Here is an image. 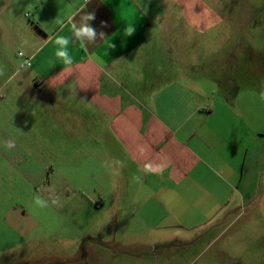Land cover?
<instances>
[{"label": "rangeland", "instance_id": "obj_1", "mask_svg": "<svg viewBox=\"0 0 264 264\" xmlns=\"http://www.w3.org/2000/svg\"><path fill=\"white\" fill-rule=\"evenodd\" d=\"M150 1L151 7L176 10L186 25L207 27L191 33L199 41L202 57L217 53L224 39L242 42V64L234 69L240 88L233 94L229 110L220 105L228 99L223 101L221 94L210 93L170 95V104L161 113L166 118L194 121L210 115L209 110L214 108L219 119L229 122L225 126L214 123L207 136H212L215 128L216 136L226 138L232 158L238 156L247 169L255 155L264 152V0ZM144 2L141 0L142 5ZM66 3L0 0V86L6 73L22 66L24 58L19 52L27 53L32 35L43 38L44 33L59 27L57 20L70 14ZM229 25L231 30H227ZM69 33L66 27L58 34L70 37ZM31 69L25 66L23 71L29 73ZM9 103L20 121H25V105L16 98ZM197 103L202 112L193 115ZM25 123L17 129L30 140L10 136L9 131L10 137L0 140V155H6L1 161L6 172V201L0 206V215L4 216L0 220V264H264V172L245 201L231 206L236 214L197 241L202 234L195 235L200 230H188L186 223L173 234L151 231L149 227L159 223L148 219L129 222L123 218L144 214L137 202L128 199L126 187L115 183L123 178V171L127 172L128 156L123 150H116L101 138L85 140L76 129L64 144L61 126L39 127L41 134L55 133L56 138L37 139ZM96 129L92 134L100 135ZM9 142L15 146L9 148ZM191 148L201 151L198 146ZM232 192L234 203L241 195L236 184ZM37 196L48 206L35 204ZM54 199L58 202L53 203ZM177 214L180 217L182 213ZM166 218L161 225H172V216ZM170 233L182 237L184 243H174ZM213 236L216 238L210 242ZM187 240L190 245L185 246Z\"/></svg>", "mask_w": 264, "mask_h": 264}, {"label": "crops", "instance_id": "obj_2", "mask_svg": "<svg viewBox=\"0 0 264 264\" xmlns=\"http://www.w3.org/2000/svg\"><path fill=\"white\" fill-rule=\"evenodd\" d=\"M66 2L71 13L83 0ZM142 4L141 0H91L81 14L94 13L95 19L90 24L98 34L105 35L103 39L98 35L96 42L86 48L73 39L69 45L71 66L59 61L56 46H51L59 27L44 33L43 38L32 35L27 53L21 57L22 66L3 76L0 140L10 136L30 140L24 131L17 129L27 122L37 139L56 138L55 133L41 134L39 127L47 125L63 127L64 144L71 139L73 129L79 130L85 140L101 138L113 144L128 156L127 172L123 171L126 176L115 183L125 186L128 199L137 202L144 212L140 218L126 215L123 218L129 222L148 219L159 223L149 227L157 232L173 233L186 223L188 230H200L195 235L202 234L198 241L236 214L231 206L245 201L247 192L264 172V152L256 154L247 169L238 156L233 159L223 135L216 136L213 128V135L207 136L216 123L225 126L229 122L219 119L214 108L209 110L210 115L194 121L166 118L161 112L170 104L167 99L170 95L210 93L221 94L223 101L228 99V104L220 102V105L229 110L230 100L240 88L234 69H240L242 64V42L224 39L217 53L202 57L199 41L191 33L208 30L206 26L186 25L171 7H151L150 0ZM122 7L135 8L130 21L122 17ZM129 22L136 28L131 36L125 31ZM227 30H231V25ZM27 59H31L29 73L23 71ZM14 98L26 107L22 109L25 121H20L9 103ZM201 112L202 106L195 104L193 115ZM96 128L100 135L92 134L97 132ZM192 145L201 151L192 149ZM0 156L2 206L6 201L3 198L6 172L1 161L6 155ZM68 156L69 153L65 158ZM118 161L117 158L115 163ZM233 184L241 194L234 203ZM178 212L182 213L180 217ZM169 216L173 224L162 226ZM173 234L174 243H184L182 237ZM215 238H210V242ZM186 242L185 246L189 244Z\"/></svg>", "mask_w": 264, "mask_h": 264}, {"label": "clouds", "instance_id": "obj_3", "mask_svg": "<svg viewBox=\"0 0 264 264\" xmlns=\"http://www.w3.org/2000/svg\"><path fill=\"white\" fill-rule=\"evenodd\" d=\"M91 3V0H83V2L79 5V7L75 8L69 15H67L64 19L57 20V24L59 25L60 31L62 32L64 28H68L71 32V37L57 34L54 37V44L56 46L55 56L66 66H71L73 64V58L69 52V45L74 39L78 41L82 47H87L88 44L95 43L97 37L99 35L100 39L104 38V33L97 31L91 26L90 21L95 19L94 13H84V10L87 8L88 4ZM135 8H123L121 9V15L123 18L128 19L130 21L131 16L134 14ZM80 17L77 20V17ZM136 28L131 22L127 25L125 31L128 36H131L135 32ZM114 47V45H112ZM264 99V96L261 97ZM13 142L8 143V147H14ZM150 167V166H146ZM35 204L40 207H47L48 202L39 196L35 198ZM57 200H53V203H57Z\"/></svg>", "mask_w": 264, "mask_h": 264}, {"label": "built area", "instance_id": "obj_4", "mask_svg": "<svg viewBox=\"0 0 264 264\" xmlns=\"http://www.w3.org/2000/svg\"><path fill=\"white\" fill-rule=\"evenodd\" d=\"M19 57H24V54L22 52L19 53ZM26 65L31 66V59L26 60Z\"/></svg>", "mask_w": 264, "mask_h": 264}]
</instances>
